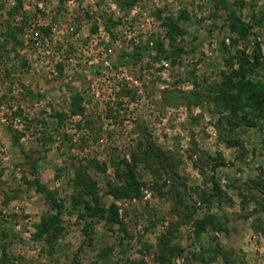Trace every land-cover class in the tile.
Listing matches in <instances>:
<instances>
[{"label": "rangeland", "instance_id": "obj_1", "mask_svg": "<svg viewBox=\"0 0 264 264\" xmlns=\"http://www.w3.org/2000/svg\"><path fill=\"white\" fill-rule=\"evenodd\" d=\"M0 264H264V0H0Z\"/></svg>", "mask_w": 264, "mask_h": 264}, {"label": "trees", "instance_id": "obj_2", "mask_svg": "<svg viewBox=\"0 0 264 264\" xmlns=\"http://www.w3.org/2000/svg\"><path fill=\"white\" fill-rule=\"evenodd\" d=\"M242 27V26H241ZM234 30V29H233Z\"/></svg>", "mask_w": 264, "mask_h": 264}]
</instances>
